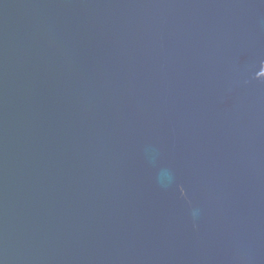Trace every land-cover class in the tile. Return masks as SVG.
<instances>
[{"label": "water", "instance_id": "water-1", "mask_svg": "<svg viewBox=\"0 0 264 264\" xmlns=\"http://www.w3.org/2000/svg\"><path fill=\"white\" fill-rule=\"evenodd\" d=\"M0 264H264V0H0Z\"/></svg>", "mask_w": 264, "mask_h": 264}]
</instances>
